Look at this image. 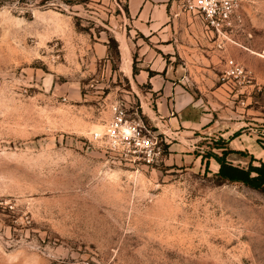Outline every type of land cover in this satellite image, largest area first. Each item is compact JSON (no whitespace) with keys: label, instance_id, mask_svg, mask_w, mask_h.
I'll return each mask as SVG.
<instances>
[{"label":"rangeland","instance_id":"374dc122","mask_svg":"<svg viewBox=\"0 0 264 264\" xmlns=\"http://www.w3.org/2000/svg\"><path fill=\"white\" fill-rule=\"evenodd\" d=\"M240 1L244 33L222 47L169 6L165 59L199 124L170 123L166 157L134 166L92 137L115 102L157 110L134 89L127 0H0V264H264V191L219 182L210 157L224 144L247 167L248 137L264 146V0Z\"/></svg>","mask_w":264,"mask_h":264},{"label":"crops","instance_id":"0c3cea01","mask_svg":"<svg viewBox=\"0 0 264 264\" xmlns=\"http://www.w3.org/2000/svg\"><path fill=\"white\" fill-rule=\"evenodd\" d=\"M92 1L97 2L99 0ZM172 2L176 5L175 1L172 0H127V13L125 14V20L131 23L133 37L136 38L137 42L136 49L133 51V45L127 41V46H130L128 49L130 50V58L132 59L133 53L136 52L139 55L138 60L140 62L137 66L138 73L135 74L133 79L134 89L143 100H149L153 96L157 110H151L149 113L164 132L173 122H179L182 125L188 124L192 128H196L199 124V120L196 118L186 119L182 117L184 110L188 108L196 110V107L193 104L192 96L188 95L187 91L182 88L181 83L175 80L176 77H180V68L165 59V56L171 55L176 50L175 41L172 43L170 40L172 39V21L175 20L169 7ZM196 18L200 21L198 17ZM205 33L207 32L205 31ZM128 50L125 53L126 60L129 58ZM144 83L150 85L148 91L145 92L140 91L138 87L139 84ZM148 104L144 101V105H147V109H150ZM202 119L200 116V120ZM230 133L232 132L225 131L221 135H231ZM248 138L247 141L245 140L246 147L250 149L251 153L255 154L254 157L264 160V146L259 145L255 139ZM218 169L219 163H216L215 172Z\"/></svg>","mask_w":264,"mask_h":264},{"label":"built area","instance_id":"2783aa9c","mask_svg":"<svg viewBox=\"0 0 264 264\" xmlns=\"http://www.w3.org/2000/svg\"><path fill=\"white\" fill-rule=\"evenodd\" d=\"M175 3L180 10L198 17L219 47L225 41L235 42V34L244 33L245 17L240 0H175ZM225 63L227 77L246 80L248 71L242 63L234 58L226 59ZM149 111L143 103L135 107L115 102L111 120L92 137L106 143L112 152L134 166L158 163L166 157L168 136Z\"/></svg>","mask_w":264,"mask_h":264},{"label":"trees","instance_id":"16d2710c","mask_svg":"<svg viewBox=\"0 0 264 264\" xmlns=\"http://www.w3.org/2000/svg\"><path fill=\"white\" fill-rule=\"evenodd\" d=\"M220 145V144H219ZM222 154L212 153L210 157H214L219 163V169L214 176L219 182H239L244 185L264 191V160L251 156V160L247 167L236 165L228 160V155L234 150L227 148L222 144Z\"/></svg>","mask_w":264,"mask_h":264}]
</instances>
